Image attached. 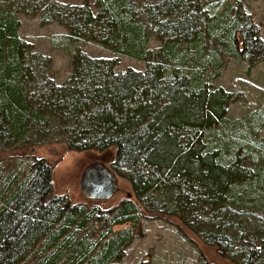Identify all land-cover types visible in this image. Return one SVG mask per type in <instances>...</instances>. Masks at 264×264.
<instances>
[{
  "label": "trees",
  "instance_id": "16d2710c",
  "mask_svg": "<svg viewBox=\"0 0 264 264\" xmlns=\"http://www.w3.org/2000/svg\"><path fill=\"white\" fill-rule=\"evenodd\" d=\"M206 2L0 0V264H117L149 216L176 219L232 264H264V103L227 116L232 94L212 84L220 59L206 57L205 36L218 28L223 53L255 57L249 65L264 44L239 4ZM19 15L64 29L71 69L60 84L50 57L19 36ZM77 41L144 67L117 70L116 57ZM57 141L113 147L109 168L132 197L72 202L53 192L43 156L10 152Z\"/></svg>",
  "mask_w": 264,
  "mask_h": 264
},
{
  "label": "rangeland",
  "instance_id": "374dc122",
  "mask_svg": "<svg viewBox=\"0 0 264 264\" xmlns=\"http://www.w3.org/2000/svg\"><path fill=\"white\" fill-rule=\"evenodd\" d=\"M78 3L81 0H63ZM90 2L92 0H89ZM211 5L213 12H232L233 6L239 4L248 14L249 20L256 29V38L264 44V0H205ZM206 2V3H207ZM248 20V21H249ZM219 29L215 28L205 36L207 41L206 57L214 56L220 59V66L213 78L214 86H221L232 94L227 107V116L239 117L246 111L260 107L264 103V58L250 61L241 56H231L223 53V45L215 37ZM18 34L32 44L34 50L50 57L47 75L60 84L70 73V54L64 44L65 31L56 23L40 25L37 16L24 17L19 15ZM237 45L239 36L235 34ZM255 38V36L253 37ZM159 42L151 36L148 47L154 48ZM68 46V43L65 45ZM90 56L116 57L115 69L123 70L131 67L143 69L144 62L122 54L113 53L102 46L77 41L74 46ZM264 141V124L259 130ZM43 156L51 165V182L54 193H66L70 201L96 203L102 207L115 204L119 199L131 195L127 181L115 175L117 189L107 199H88L78 186L81 171L90 163H99L109 168L113 157V147L102 151L67 150L60 141L36 144L33 149L18 148L11 153H29ZM9 152V153H10ZM8 152H6L7 154ZM2 153L1 156L6 155ZM119 228V226H116ZM232 264L221 257L213 246L202 243L194 234L184 228L174 218L144 217L139 224V235L134 237L125 247L123 256L117 264Z\"/></svg>",
  "mask_w": 264,
  "mask_h": 264
},
{
  "label": "water",
  "instance_id": "95a60500",
  "mask_svg": "<svg viewBox=\"0 0 264 264\" xmlns=\"http://www.w3.org/2000/svg\"><path fill=\"white\" fill-rule=\"evenodd\" d=\"M78 186L88 199H107L117 189L115 173L99 163H90L81 171Z\"/></svg>",
  "mask_w": 264,
  "mask_h": 264
}]
</instances>
